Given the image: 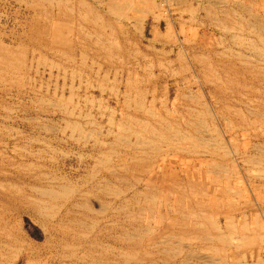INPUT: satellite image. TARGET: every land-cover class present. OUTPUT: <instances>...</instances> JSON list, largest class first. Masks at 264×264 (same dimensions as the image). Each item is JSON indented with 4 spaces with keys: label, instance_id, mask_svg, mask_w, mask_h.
<instances>
[{
    "label": "rangeland",
    "instance_id": "rangeland-1",
    "mask_svg": "<svg viewBox=\"0 0 264 264\" xmlns=\"http://www.w3.org/2000/svg\"><path fill=\"white\" fill-rule=\"evenodd\" d=\"M263 53L264 0H0V264H264Z\"/></svg>",
    "mask_w": 264,
    "mask_h": 264
},
{
    "label": "bare ground",
    "instance_id": "bare-ground-1",
    "mask_svg": "<svg viewBox=\"0 0 264 264\" xmlns=\"http://www.w3.org/2000/svg\"><path fill=\"white\" fill-rule=\"evenodd\" d=\"M48 1H53V0H48ZM64 1V0H63ZM67 1H69V0H67ZM85 2V1H84ZM59 3V2H58ZM53 4V3H52ZM79 4V3H78ZM84 4V3H83ZM57 5V4H56ZM88 5V4H87ZM178 5V4H177ZM83 6V5H82ZM131 8V7H130ZM209 8V7H208ZM88 9V8H87ZM192 9V8H191ZM211 10V9H210ZM145 12V11H144ZM236 12V11H235ZM123 14V13H122ZM206 14V13H205ZM209 15H210V13H209ZM213 16V15H212ZM85 17V16H84ZM231 17V16H230ZM101 18V17H100ZM244 18V17H243ZM245 19V18H244ZM102 20V19H101ZM214 20V19H213ZM96 23V22H95ZM141 24H142V22H140ZM222 23V22H221ZM140 24V25H141ZM139 25V26H140ZM237 25V24H236ZM140 27H142V26H140ZM252 27H253V25H252ZM171 28L172 27H168V28H166L167 29V31L165 32V36H167V34L169 35V34H171V32H172V30H171ZM224 28V27H223ZM227 28V27H226ZM52 29V28H51ZM49 30H50V28H49ZM226 30V29H225ZM36 32H37V34L39 33V35H41L42 36V33L44 32V34H45V32L47 31V29L45 30V28L41 31V32H39V31H37V30H35ZM51 31V30H50ZM50 33V32H49ZM253 33V32H252ZM87 34V33H86ZM155 34H156V36H160V32L158 31V30H156L155 31ZM164 34V33H163ZM101 35V34H100ZM233 35V34H232ZM48 36V35H47ZM162 36V35H161ZM237 36V35H236ZM262 37V36H261ZM232 38H233V36H232ZM259 38V37H258ZM113 43H114V41H113ZM112 44V43H111ZM255 46V45H254ZM259 49V48H258ZM263 49V48H262ZM252 51H254V50H252ZM262 50H260V52H261ZM256 52V51H255ZM259 52V51H258ZM260 52H259V54H260ZM64 55V54H63ZM246 55V54H245ZM262 55H264V53L262 54ZM84 56V55H83ZM247 56V55H246ZM87 57V56H86ZM251 57V56H250ZM46 59V58H45ZM84 60V59H83ZM17 61H19V60H17ZM44 61V60H43ZM170 61V60H169ZM52 62V61H51ZM84 62V61H83ZM58 64V63H57ZM25 66V65H24ZM52 66V65H51ZM17 66H16V64L15 63H6V65H5V69H4V71L5 70H11L12 68H16ZM52 68V67H51ZM2 69V68H1ZM3 71V70H2ZM7 72V71H6ZM3 77V76H2ZM128 83V82H127ZM91 85V84H90ZM102 87V86H101ZM56 93V92H55ZM192 96V95H191ZM39 102V101H38ZM50 102V101H49ZM66 111V110H65ZM264 115V114H263ZM72 116V115H71ZM67 121V120H66ZM77 123V122H76ZM77 125V124H76ZM75 125V126H76ZM74 128V127H73ZM80 130V129H79ZM89 133V132H88ZM70 137V136H69ZM80 137V136H79ZM126 139V138H125ZM137 139V138H136ZM141 140H142V138H141ZM141 140H138V145H142L141 144ZM202 140V139H201ZM140 141V142H139ZM215 142V141H214ZM132 143V142H131ZM206 143V142H205ZM152 144V143H151ZM147 146V143H146V145H145V143L143 142V147L145 148ZM148 147V146H147ZM150 148H152V149H154V151L157 149L154 145H150ZM140 161V160H139ZM125 168V167H124ZM251 169V168H250ZM111 172V171H110ZM41 174V173H40ZM92 177V176H91ZM94 178V177H93ZM69 184V183H68ZM68 184H60V185H58L57 184V186L58 187H56V186H51V187H45V186H40V187H35V186H33L32 187V189L34 190L35 188H39V196H33L35 199H32L31 200V203L34 205V206H36L38 209H40V210H42V208L44 209V208H46V210H49L51 207L52 208H54L55 209V207H59V204L57 205V202L55 201V200H59V199H62V198H71V196L73 195V194H75V192H77L76 191V189L75 188H73L71 185H68ZM14 186V185H13ZM113 187V186H112ZM18 188V187H17ZM105 188V187H104ZM111 188V187H110ZM148 188V187H147ZM37 189H35V190H37ZM107 189V188H106ZM149 189V188H148ZM99 190V189H98ZM116 190V189H115ZM38 191V190H37ZM108 191V190H107ZM121 191V190H120ZM36 192V191H35ZM112 192V191H111ZM116 192V191H115ZM118 192V191H117ZM123 192V191H122ZM122 192H120V193H122ZM138 192V191H137ZM139 192H141V191H139ZM113 193H114V189H113ZM120 193H116V194H120ZM125 193V192H124ZM107 194V193H106ZM138 194V193H137ZM144 195H146V194H144ZM116 197H117V195H115ZM135 197H136V195H135ZM31 198V197H30ZM50 199V201H51V203L50 204H46V203H48L47 201L48 200H46V199ZM151 199H153L152 197H150ZM123 199V198H122ZM125 199V198H124ZM129 199V198H128ZM151 199H149L150 201H152ZM64 200V199H63ZM67 200V199H66ZM149 200H148V203H149ZM155 200V199H154ZM89 201V200H88ZM125 201H127V200H125ZM136 201H138V200H136ZM130 202H131V200H130ZM60 203V202H59ZM126 203H128V202H126ZM132 203V202H131ZM61 204V203H60ZM81 205L80 206H82V208H83V214L85 215L87 212H90L91 210H92V207H90V205H89V202H87L86 201V199H85V201H82L81 203H80ZM75 205H78L77 203H74V206ZM92 205V204H91ZM105 205V204H104ZM137 205V204H136ZM63 206V205H62ZM138 206V205H137ZM49 207V208H48ZM57 207V208H58ZM104 207V206H103ZM123 207V206H122ZM121 207V208H122ZM52 208H51V210H52ZM125 208V207H124ZM144 208V207H143ZM61 209V208H60ZM102 209V208H101ZM117 209V208H116ZM56 210V209H55ZM93 210H94V208H93ZM92 210V211H93ZM97 210H99V209H97ZM96 209H95V211H97ZM124 211V210H123ZM151 211V210H150ZM41 212V211H40ZM55 212V211H54ZM53 210H52V214H50V216L51 215H53ZM105 212V211H104ZM45 213V212H44ZM43 213V214H44ZM57 213V212H56ZM99 213H101V212H99ZM98 213V214H99ZM47 213H45V215H46ZM55 214V213H54ZM69 214V210L67 211V213H65L63 216H62V219L63 218H65L67 215ZM48 215V214H47ZM46 215V216H47ZM49 215H48V217H50ZM54 216V215H53ZM183 216V215H182ZM185 217V216H184ZM133 218V217H132ZM68 219V218H67ZM233 220V219H232ZM69 221V220H68ZM73 222V221H72ZM77 222V221H76ZM233 222V221H232ZM201 224V223H200ZM216 224V223H215ZM228 224V223H227ZM84 225V224H83ZM90 225V224H89ZM88 225V226H89ZM197 225V224H196ZM203 225V224H202ZM201 225V226H202ZM85 227H86V225H84ZM215 226V225H214ZM231 226V225H230ZM233 226V225H232ZM245 226H247V225H245ZM124 227V226H123ZM219 227V226H218ZM235 227V226H234ZM233 227V228H234ZM125 228V227H124ZM137 228H139V227H137ZM245 228H247V227H245ZM218 229V228H217ZM235 229V228H234ZM77 231V230H76ZM130 232V231H129ZM9 234V233H8ZM14 234V233H13ZM12 234V235H13ZM125 234V233H124ZM128 233H126L125 235H127ZM84 235V234H83ZM87 235V234H86ZM134 235V234H133ZM193 235V234H192ZM13 236H15V235H13ZM64 236V235H63ZM128 236V235H127ZM131 236V235H130ZM135 236V235H134ZM141 236V235H140ZM221 236V235H220ZM228 236V235H227ZM231 236V235H230ZM248 236V235H247ZM10 237V236H9ZM129 237V236H128ZM128 237H125V238H128ZM223 237H225V235L223 236ZM11 238H12V236H11ZM16 238V237H15ZM209 238V237H208ZM212 238V237H211ZM222 238V237H221ZM80 239V238H79ZM121 239H123V238H121ZM129 239V238H128ZM219 239H220V237H219ZM225 239H226V237H225ZM124 240V239H123ZM130 240V239H129ZM134 240V239H133ZM193 240V239H192ZM240 240V239H239ZM78 241V240H77ZM125 241V240H124ZM23 242V241H22ZM176 242V241H175ZM12 243V242H11ZM84 243V242H83ZM7 245V244H6ZM180 245V244H179ZM228 245H229V243H228ZM64 246V245H63ZM66 246V245H65ZM70 247H71V245H70ZM74 247V246H73ZM218 248V247H217ZM164 249V248H163ZM176 249V248H175ZM182 249V248H181ZM173 250L174 249H172V252H173ZM186 250V249H185ZM190 250V249H189ZM167 251V250H166ZM165 251V252H166ZM181 251H183V250H181ZM217 251V250H216ZM158 252H160V251H158ZM180 252V251H179ZM219 252V251H218ZM217 252V253H218ZM75 253V252H74ZM128 253V252H127ZM131 253V252H130ZM29 254V253H28ZM27 254V255H28ZM86 254V253H85ZM168 254V253H167ZM178 254V253H177ZM187 254V253H186ZM76 255V254H75ZM120 255V254H119ZM127 257H128V254H125ZM176 255V254H175ZM174 255V256H175ZM131 256V255H130ZM76 257V256H75ZM133 257V256H132ZM136 257V256H135ZM134 257V258H135ZM243 257V256H242ZM192 258V257H191ZM239 258V257H238ZM129 259V258H128ZM136 259V258H135ZM183 260H185L184 258H182ZM188 259V258H187ZM226 259V258H225ZM241 259V258H240ZM127 260V259H126ZM131 260V259H130ZM215 260V259H214ZM138 261V260H137ZM221 261V260H220ZM30 263H32V261L30 260L29 261ZM181 262V261H180ZM188 262V261H187ZM214 262V261H213ZM29 263V264H30ZM34 263V262H33ZM32 263V264H33ZM209 263H211L210 261H209ZM220 263V262H219ZM225 263H227V262H225ZM260 263V262H259ZM261 263H262V260H261ZM5 264V263H4ZM11 264H13V262L11 263ZM123 264V263H122ZM138 264H140L139 262H138ZM263 264V263H262Z\"/></svg>",
    "mask_w": 264,
    "mask_h": 264
},
{
    "label": "built area",
    "instance_id": "built-area-1",
    "mask_svg": "<svg viewBox=\"0 0 264 264\" xmlns=\"http://www.w3.org/2000/svg\"><path fill=\"white\" fill-rule=\"evenodd\" d=\"M159 1L163 2V5H164V4H166V2H167L168 0H159Z\"/></svg>",
    "mask_w": 264,
    "mask_h": 264
}]
</instances>
